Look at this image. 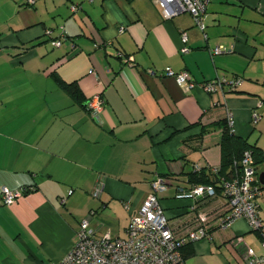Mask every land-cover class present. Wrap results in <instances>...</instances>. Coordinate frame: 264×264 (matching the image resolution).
I'll return each mask as SVG.
<instances>
[{
    "label": "crops",
    "instance_id": "1",
    "mask_svg": "<svg viewBox=\"0 0 264 264\" xmlns=\"http://www.w3.org/2000/svg\"><path fill=\"white\" fill-rule=\"evenodd\" d=\"M210 4L217 7L205 18V41L188 13L164 20L151 0H0V189L31 188L0 207V264L61 260L84 219L97 237H125L131 213L159 177L168 183L158 197L169 223L192 227L197 210L175 194L189 188L194 164L220 165L222 128L214 124L223 122L224 107L233 114L235 135L257 153L264 220V0ZM223 4L239 11L221 22ZM60 26L69 40L54 48L44 30L56 35ZM182 31L186 54L179 51ZM218 45L228 51L211 56ZM117 51L133 61L123 62ZM165 67L186 70L196 83L216 75L241 82L224 96L199 86L185 90L161 75ZM52 73L75 82L80 100ZM95 94L103 99L99 123L85 107ZM255 110L261 117L253 124ZM202 128L207 131L195 139ZM222 203L217 198L196 208ZM236 236L264 255L258 235L240 219L227 230L212 229L210 240L192 242L185 264H247L244 247L233 245Z\"/></svg>",
    "mask_w": 264,
    "mask_h": 264
},
{
    "label": "built area",
    "instance_id": "2",
    "mask_svg": "<svg viewBox=\"0 0 264 264\" xmlns=\"http://www.w3.org/2000/svg\"><path fill=\"white\" fill-rule=\"evenodd\" d=\"M27 5H33L35 0H25ZM158 6L160 15L164 20L188 13L195 26L202 33V38L206 41L205 14L210 0H151ZM73 12L78 10L76 5H72ZM124 27L119 28L123 32ZM45 36L50 39L54 48L60 47L69 38L63 26L58 28L54 35L52 29L44 30ZM182 54L189 52L187 45L188 35L186 31L180 34ZM228 51L225 47L218 45L210 49L211 56ZM116 57L125 63L133 61L132 56L121 51L116 52ZM161 75L173 77L176 82L185 90H191L199 86L205 93H220L222 96L226 92H231L237 88L241 82L238 76L227 77L216 75L215 77L196 83L189 72L174 71L170 67H165ZM86 108L91 117L100 122V113L103 108V99L99 94L93 95L88 101ZM224 120L231 134H235L234 118L232 112L224 107ZM260 114L255 110L251 114V123L255 124L260 119ZM240 170L233 172L227 178L220 177L218 190L212 184H195L189 189L179 188L175 194L177 199H189L196 209L194 224L190 228H178L169 223L164 213V208L160 203L158 194L165 191L168 183L163 178H156L150 183L151 192L146 196L141 205L131 213L126 228L125 237H116L109 232L97 237L95 231L89 226V222L84 219L80 222L75 233V240L64 255V257L51 264H185L182 253V246L201 239H211L212 229L227 230L237 220L246 221L250 231L255 232L261 246L264 248V220L259 216L257 198L261 194V187L258 181L255 160L250 150L244 151L240 161ZM202 167L194 164L193 171ZM212 173L218 172V166L209 168ZM31 188L20 187L10 190L6 187L0 189V207L10 206L21 198ZM101 187L96 188L92 195L98 197ZM69 194L72 190H69ZM221 199L223 203L212 210L196 208L199 203H204L213 199ZM64 198L60 199L64 203ZM127 207V206H126ZM92 213V212H91ZM233 245L244 247L245 263L256 264L264 262V255L258 256L254 250L248 247L241 236H236L232 240Z\"/></svg>",
    "mask_w": 264,
    "mask_h": 264
},
{
    "label": "trees",
    "instance_id": "3",
    "mask_svg": "<svg viewBox=\"0 0 264 264\" xmlns=\"http://www.w3.org/2000/svg\"><path fill=\"white\" fill-rule=\"evenodd\" d=\"M52 77H54L59 86L69 93L75 100H80L81 94L79 93V89L75 82H65L58 75H54L53 73ZM214 125L221 126L222 128L220 139L221 162L218 166V172L212 173L210 169L207 170V168L203 167L197 171L192 170L190 173H188V182L190 183L189 188L195 184H212L218 190L220 177L227 178L229 175L233 174V172H238L240 170L239 161L246 150L251 151L255 160V165L257 164V153L254 147L250 145L246 139H243L235 134H231L228 127L226 126L225 120ZM206 131L207 128H202L201 133H199L195 139L201 140L202 135ZM190 244L191 243H186L181 248L184 259L190 256L192 253Z\"/></svg>",
    "mask_w": 264,
    "mask_h": 264
},
{
    "label": "rangeland",
    "instance_id": "4",
    "mask_svg": "<svg viewBox=\"0 0 264 264\" xmlns=\"http://www.w3.org/2000/svg\"><path fill=\"white\" fill-rule=\"evenodd\" d=\"M231 1H233V0H231ZM211 6H212V8H211ZM215 7H217V5H211L210 4V6L208 7L207 6V9L208 10H206V14H205V18L207 17V16H211V15H213L212 13H211V10L212 9H215ZM208 11V12H207ZM239 11V8L238 7H236V6H233V5H229V4H223V5H220L219 6V12H218V19L220 18V20H221V22L222 21H226V18H225V16H227V14H234V13H236V12H238ZM217 17V16H216Z\"/></svg>",
    "mask_w": 264,
    "mask_h": 264
},
{
    "label": "water",
    "instance_id": "5",
    "mask_svg": "<svg viewBox=\"0 0 264 264\" xmlns=\"http://www.w3.org/2000/svg\"><path fill=\"white\" fill-rule=\"evenodd\" d=\"M258 175V174H257Z\"/></svg>",
    "mask_w": 264,
    "mask_h": 264
}]
</instances>
